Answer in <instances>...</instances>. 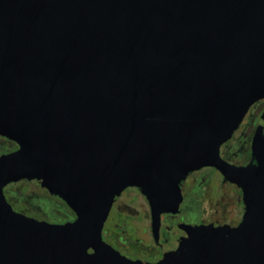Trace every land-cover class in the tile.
I'll list each match as a JSON object with an SVG mask.
<instances>
[{
    "label": "water",
    "instance_id": "water-1",
    "mask_svg": "<svg viewBox=\"0 0 264 264\" xmlns=\"http://www.w3.org/2000/svg\"><path fill=\"white\" fill-rule=\"evenodd\" d=\"M264 99V0H0V264H149L104 243L133 187L152 223L202 167L241 191L234 228L186 229L153 264H264V135L250 162L219 147ZM264 120V110L261 115ZM36 181L70 210L54 224L11 210L2 189Z\"/></svg>",
    "mask_w": 264,
    "mask_h": 264
},
{
    "label": "flooded vegetation",
    "instance_id": "flooded-vegetation-1",
    "mask_svg": "<svg viewBox=\"0 0 264 264\" xmlns=\"http://www.w3.org/2000/svg\"><path fill=\"white\" fill-rule=\"evenodd\" d=\"M263 110L264 99L253 103L231 138L219 147V156L224 162L236 167L250 162V141L257 125L262 126L264 135V120L261 119ZM0 140L9 146L0 155L17 148L3 137ZM232 143L234 147L230 145ZM178 188L180 201L176 211L161 213L155 225L148 203L139 190L133 187L124 189L110 206L101 229L102 241L130 261L153 264L165 253L178 248L181 240L186 238V229L189 227L213 225L234 228L240 222L243 214L241 191L216 169L202 167L189 172ZM2 192L12 211L35 220L40 221V215L33 207L34 198L51 199L58 206L69 210L60 199L49 195L36 181L10 183L3 187ZM187 205L191 207L187 208ZM182 207H186V212H193L194 216L187 219L181 212ZM71 216L70 221L74 218L72 213Z\"/></svg>",
    "mask_w": 264,
    "mask_h": 264
},
{
    "label": "rangeland",
    "instance_id": "rangeland-1",
    "mask_svg": "<svg viewBox=\"0 0 264 264\" xmlns=\"http://www.w3.org/2000/svg\"><path fill=\"white\" fill-rule=\"evenodd\" d=\"M251 118V117H248ZM243 128L240 129L242 131ZM234 147V143L230 144ZM9 149V146L0 140V152H6ZM124 195V193H123ZM33 207L35 212L40 215V221H45L48 223L60 224L65 223L71 220V212L62 206H58L56 202L47 198H34L32 200ZM191 206L187 205V208ZM186 207L181 208V212L184 213L185 217L194 216L193 212H186ZM189 215V216H188Z\"/></svg>",
    "mask_w": 264,
    "mask_h": 264
}]
</instances>
